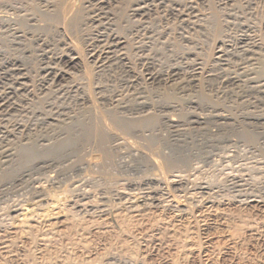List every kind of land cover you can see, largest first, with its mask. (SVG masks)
<instances>
[{
    "label": "rangeland",
    "instance_id": "rangeland-1",
    "mask_svg": "<svg viewBox=\"0 0 264 264\" xmlns=\"http://www.w3.org/2000/svg\"><path fill=\"white\" fill-rule=\"evenodd\" d=\"M147 1L146 12L141 16L132 14L128 0L85 6V13L90 16L93 12L101 15V26L106 33L121 32V37L123 35L128 42L123 50L111 54L110 61L101 68L89 65L93 72L90 81L81 70L72 71V78L61 84H53L44 76L42 71L54 65L51 58L64 50L58 37L43 40L45 36L40 39L31 33L32 36L18 41L0 29V68L7 57L19 56L30 76V82L26 83L30 86L29 92L11 95L13 109L0 113V171L11 167L2 164L4 150L18 148V137L21 138L11 137V144L3 141L5 130L11 132L19 124L35 128L37 137H33L36 141L32 139L31 144L38 146V150L42 144H60L65 137L69 138L65 141L67 146L63 145V153L49 160H36L35 165L24 166L28 168L25 171L21 163L14 160L17 172L7 178L8 181L0 182V236L9 234L20 238L14 242L16 247L13 244L8 248L9 252L1 251L0 264L27 261L26 251L38 264H264V0H179L180 12L173 7L178 0ZM0 14L3 16V8ZM216 20L222 26H219L225 45L222 49L227 50L221 61L213 52L216 48L213 33L219 28ZM87 28L90 34L87 38H96L97 25L89 23ZM244 36L252 41L243 43ZM84 43L81 42L83 50ZM174 70L179 74L176 77ZM150 73L162 74V79L149 80ZM1 77L0 94L9 93L10 88H15L14 82ZM86 89L92 93L100 111L116 112L119 119L128 122L141 120V123L149 116L155 123L148 117L146 124L142 122V128L136 131L125 130L126 134L122 129L120 134L115 131L116 138H110L106 144L112 156L101 161L102 152L93 139L83 135V127L78 125L80 130L77 126L75 130H67L71 133L68 135L64 129L51 130L45 126L50 118H57L56 113L62 109L70 111V116H77L74 113L85 106L81 98ZM166 92H170V97L173 95L171 100L162 97ZM143 101L147 102V108L140 107ZM71 131L77 135L73 136ZM40 133L45 137L40 138ZM121 133L126 135L125 140ZM159 154L163 158L160 160L164 169L162 175L149 157L154 155L161 159ZM165 156L177 159V168L169 171L170 167L164 166ZM154 198L155 201H151ZM104 209L107 211L100 213ZM153 233L166 240L163 248L154 249L148 240ZM23 247L28 250L24 251ZM2 255L6 257L3 259Z\"/></svg>",
    "mask_w": 264,
    "mask_h": 264
},
{
    "label": "bare ground",
    "instance_id": "bare-ground-1",
    "mask_svg": "<svg viewBox=\"0 0 264 264\" xmlns=\"http://www.w3.org/2000/svg\"><path fill=\"white\" fill-rule=\"evenodd\" d=\"M116 1V0H115ZM130 1L129 5H130V8H131V12L134 16H137V15H142L143 13L146 12V9H147V6H148V1L147 0H128ZM163 1V0H162ZM176 0H174L173 2H175ZM179 1V0H178ZM183 1V0H182ZM219 1V0H218ZM224 1V0H223ZM233 1V0H232ZM107 2L109 3V0H0V8H3V16H1L0 14V29H4L6 30L5 32L9 34V36H11L14 40H18V41H22L24 38L27 37V35H31L34 34L33 36H35V34H37V36L42 39L41 37H43L45 40L46 37L47 38H56L58 37L60 40V44L64 46V50L62 51V53L58 54V55H54V57L51 58V60L53 61V67H50L47 68L42 71V72H45V75L44 76H47V78H49V81L52 82L53 84H61L62 82H64L66 79H69L70 77L72 78V71H75V70H81V71H84L85 72V76L88 77L89 81L91 80L92 76H93V72L91 70V68H89V65L93 64L94 66V69H95V66H97L96 68H101L104 64H106V62L110 59L109 56L111 54H114L116 53L117 51H121L125 48V46H128V42H127V39H125V37H121V32L118 33V31H113L111 33H106V31L103 29V27L101 26V21H102V18H101V15L100 14H96L95 12H93V15L90 16L89 14L85 13V9H87V7H85L86 5H89L88 7H92V6H98V5H105L107 4ZM120 2V1H119ZM122 3V2H121ZM173 4V3H171ZM180 1L179 2H175L173 4V7H175V10H177L178 12L179 11V8L181 9V5H180ZM185 4V3H184ZM196 4V3H195ZM231 4V3H230ZM153 5V4H152ZM197 5V4H196ZM125 6V5H124ZM158 6V5H157ZM169 6V4H168ZM172 6V5H171ZM185 6V5H183ZM233 6V5H232ZM41 7H44L46 8V10H43L41 9ZM166 7V6H165ZM172 7L173 11L174 8ZM194 7V6H193ZM233 8V7H232ZM126 9V8H125ZM185 9V8H184ZM90 11V9H88ZM109 10V9H108ZM94 11V10H93ZM111 11V10H110ZM189 11V10H188ZM193 11V10H191ZM102 13V12H101ZM182 13V12H181ZM196 13V12H194ZM184 14V13H183ZM190 14V13H189ZM192 14V13H191ZM197 14H195L196 16ZM178 16V15H177ZM213 16V15H212ZM215 16V15H214ZM211 17V16H210ZM182 18V17H181ZM197 18V17H196ZM209 18V17H208ZM214 18V17H213ZM206 19V18H205ZM203 19V20H205ZM218 19V18H216ZM127 20V19H126ZM239 20V19H238ZM144 21V20H143ZM174 21V20H173ZM198 21V20H197ZM207 21V20H206ZM210 21V19H209ZM208 21V23H209ZM213 21V20H212ZM217 21V20H216ZM219 21V20H218ZM218 27H222L221 25H219L220 22H218ZM231 21V20H230ZM184 22V21H183ZM191 22V21H190ZM200 22V21H199ZM211 22V21H210ZM226 22V21H225ZM236 22V21H235ZM89 23H93L95 24V26L97 25V34L94 33V35H96V38L94 39H88L89 38V29L87 28L88 24ZM145 23V22H144ZM179 23V22H178ZM177 23V24H178ZM207 23V24H208ZM214 23V21H213ZM215 23V24H217ZM118 24V23H116ZM132 24V23H131ZM168 24V23H167ZM166 24V25H167ZM176 24V23H175ZM205 24V23H204ZM212 24V23H211ZM210 24V27L212 28ZM213 25V26H216V25ZM239 24V23H238ZM246 24V23H245ZM172 25V24H171ZM198 25V24H197ZM224 25V24H223ZM121 26V24H120ZM119 26V27H120ZM204 26V25H203ZM206 26V25H205ZM243 26V25H242ZM118 27V26H117ZM133 27V26H132ZM142 27V26H141ZM177 27V26H176ZM196 27V26H195ZM216 28L214 29L215 32L213 33V37L215 38L213 42H215V51L213 50L214 52V56L221 61V58H223L225 56V51L222 49L225 45H224V41L222 40V34H220L219 30L221 28ZM224 27V26H223ZM170 28V27H169ZM168 28V29H169ZM214 28V27H213ZM228 28V27H227ZM95 29V28H94ZM93 29V30H94ZM208 29V27H207ZM236 28H234L235 30ZM240 29V28H239ZM250 29V28H249ZM104 30V31H103ZM170 30V29H169ZM174 30V29H173ZM184 30V28H183ZM186 30V29H185ZM189 30V29H188ZM213 30V29H212ZM192 31V30H191ZM203 31V30H202ZM222 31V30H220ZM224 31V30H223ZM168 32V31H167ZM188 32V31H187ZM186 32V33H187ZM205 32V31H203ZM213 32V31H212ZM32 33V34H31ZM93 33V32H92ZM91 33V34H92ZM176 33V32H175ZM200 33V32H199ZM222 33V32H221ZM5 34V33H4ZM143 34V33H142ZM157 34V33H156ZM182 34V33H181ZM188 34V33H187ZM195 34V33H194ZM212 34V33H211ZM145 35V34H144ZM168 35V34H167ZM171 35V34H170ZM169 35V36H170ZM193 35V34H192ZM215 35V36H214ZM248 35V34H247ZM8 36V37H9ZM167 36V37H169ZM172 36V35H171ZM170 36V37H171ZM177 36V35H176ZM182 36V35H181ZM212 36V35H211ZM262 36V35H261ZM10 37V38H11ZM37 37V38H38ZM88 37V38H87ZM132 37V36H131ZM36 38V39H37ZM50 38V39H51ZM172 38V37H171ZM207 38V37H206ZM262 38V37H261ZM27 39V38H26ZM32 39V37H31ZM34 39V38H33ZM49 39V40H50ZM186 39V38H185ZM30 40V39H29ZM28 40V41H29ZM56 40V39H55ZM166 40V39H165ZM164 40V41H165ZM172 40V39H170ZM197 40V39H196ZM208 40V39H207ZM58 42V40H56ZM155 41V40H154ZM176 41V40H174ZM187 41V40H186ZM210 41V40H209ZM208 41V42H209ZM249 41H252L249 40V37H246L244 36V38L242 39V42L243 43H246V42H249ZM263 41V40H262ZM36 42V41H35ZM43 42V41H42ZM44 42H47V41H44ZM52 42V41H51ZM55 42V41H54ZM56 42V43H57ZM81 42H85V50H83L82 46H81ZM194 42V41H193ZM11 43V42H10ZM15 43V41H14ZM20 43V42H19ZM28 43V42H26ZM37 43V42H36ZM189 43V42H188ZM262 43V42H261ZM17 44V43H16ZM24 46H25V42L23 43ZM59 44V43H58ZM82 44V45H84ZM180 44V43H179ZM22 45V43L19 44L18 47H20ZM42 45V44H40ZM46 45V43H45ZM166 45V44H165ZM181 45V44H180ZM189 45V44H187ZM259 45V44H258ZM28 46V45H27ZM53 46V45H52ZM132 46V44H131ZM198 46V45H197ZM202 46V45H201ZM261 46V44H260ZM49 47V46H48ZM242 47V46H241ZM258 47V46H257ZM38 48V47H37ZM47 48V47H46ZM155 48V47H152V49ZM181 48V47H180ZM194 48V47H192ZM191 48V49H192ZM225 48V47H224ZM227 48V47H226ZM252 48V47H251ZM50 49V48H49ZM49 49L47 50V52H49ZM133 49V48H132ZM157 49V48H156ZM213 49V48H212ZM33 50V49H32ZM210 50V49H208ZM44 51V50H43ZM146 51V50H145ZM156 51V50H155ZM170 51V50H169ZM174 51V50H173ZM171 50V52H173ZM196 51V50H195ZM250 51V50H249ZM61 52V51H60ZM134 52V51H133ZM138 52V51H137ZM240 52V51H239ZM238 52V53H239ZM257 52V50H256ZM255 52V53H256ZM124 53V51H123ZM200 53V52H199ZM231 53V52H230ZM261 53V52H260ZM53 54V53H52ZM51 54V55H52ZM210 54V53H209ZM236 54V53H235ZM34 55V54H33ZM211 55V54H210ZM258 55V54H257ZM36 56V55H34ZM46 56V54L44 55ZM50 56V54H49ZM165 56V55H164ZM167 56V55H166ZM204 56V55H203ZM206 56V55H205ZM213 56V57H214ZM237 56V55H236ZM170 57V56H169ZM177 57V56H176ZM210 57V56H209ZM208 57V58H209ZM212 57V55H211ZM233 57V56H232ZM254 57V56H253ZM38 58V57H37ZM41 58V57H40ZM48 58V57H47ZM126 58V57H125ZM25 59V58H24ZM31 59V58H30ZM187 59V58H186ZM216 59V60H217ZM252 59V58H251ZM258 59V58H257ZM50 61V60H49ZM48 61V62H49ZM51 61V62H52ZM110 61V60H109ZM131 61V60H129ZM227 61V60H226ZM35 62V61H34ZM207 62V61H206ZM244 62V61H243ZM262 63V62H261ZM264 63V62H263ZM142 64V63H141ZM145 64V63H144ZM239 64V63H238ZM241 64V62H240ZM154 65V63H153ZM226 65V64H225ZM237 65V64H236ZM34 66V65H33ZM128 66V65H127ZM134 66V65H133ZM170 66V65H169ZM181 66V65H180ZM183 66V65H182ZM202 66V65H201ZM204 66V65H203ZM207 66V65H206ZM110 67V66H109ZM164 67V66H163ZM229 67V66H228ZM104 68V67H103ZM137 68V67H136ZM153 68V67H152ZM151 68V69H152ZM218 68V67H217ZM36 69V68H35ZM155 69V68H154ZM202 69V68H201ZM213 69V68H212ZM136 70V69H135ZM167 70V69H166ZM225 70V68H224ZM94 71V70H93ZM231 71V70H230ZM178 71L175 72V70L172 72L174 73V77L178 76L179 74L177 73ZM35 73H37L35 71ZM133 73V72H132ZM171 73V74H172ZM210 73V72H209ZM242 73V72H241ZM191 74V73H190ZM212 74V73H211ZM237 74V72H236ZM81 75V74H80ZM136 75V74H135ZM258 75V74H257ZM0 76H2L5 80H11L13 83V86L12 88H10V92L9 93H1L0 94V113L2 112H6L5 110H11L13 109L11 106V98L10 96L11 95H16L17 93H28L29 92V85H27L26 83L27 82H30V76H29V71L27 69V65L24 64V62H22V58H20L19 56L18 57H14L12 56V58H8L6 59L4 65L0 68ZM74 76V75H73ZM162 74H158L156 75L155 74H148V79L149 80H152V81H158L160 79H162ZM215 76V75H214ZM256 76V75H255ZM1 77V78H2ZM42 77V76H41ZM229 77V76H228ZM240 77V75H239ZM80 78V77H79ZM84 78V77H83ZM146 78V77H145ZM36 79V77H35ZM73 79H75L73 77ZM171 79V78H170ZM202 79V78H201ZM254 79V78H253ZM252 79V80H253ZM80 80V79H79ZM84 80V79H83ZM136 80V79H134ZM173 80V79H172ZM171 80V81H172ZM250 80V79H249ZM38 81V80H37ZM71 81V80H70ZM95 81V80H94ZM203 81V80H202ZM87 82V81H86ZM174 82V81H173ZM176 82V81H175ZM174 82V83H175ZM77 83V82H76ZM88 83V82H87ZM90 83V82H89ZM92 83V82H91ZM156 83V82H155ZM185 83V82H184ZM188 83V82H187ZM85 84V83H84ZM99 84V83H98ZM141 84V83H140ZM177 84V83H176ZM204 84V83H203ZM239 84V83H238ZM34 85V84H33ZM77 85V84H76ZM88 85V84H87ZM174 85V84H173ZM181 85V84H180ZM5 86V85H4ZM29 86V87H28ZM96 86V85H95ZM135 86V85H134ZM202 86V85H200ZM253 86V85H252ZM93 87V86H92ZM104 87V86H103ZM148 87V86H147ZM177 87V86H176ZM261 87V86H260ZM7 88V87H6ZM89 88V87H88ZM190 89V88H189ZM89 90V89H88ZM88 90L86 89L83 93V97L81 99H83L84 103H85V106L83 107V110H79L80 112L78 113H74L75 115L77 116H70V111L67 112L66 109H62L61 111H58L56 113L55 116H57V118L55 117V119L53 118H50L49 121H47L45 118L44 119L47 121V124L45 126H49V128H58V129H64L66 130L65 133H67V130L70 131V129H73L77 126V129L80 130V127L78 128V125L83 127V130L81 131H84L85 134L83 133V135H85L87 138H91V140L93 139L94 142L97 144L98 148L100 149V151L102 152L99 157V159L102 161L104 159H107V157L109 158V156L111 155V153L109 151V149H107L106 147V144L108 143L109 139L114 137L116 135V132L119 133V130L122 129L124 132V134H126L127 132L126 131H136L135 129H139V128H142V122H144L145 120L147 121V119H149L147 117V119L143 120L141 123L140 121L139 122H136V121H126V120H123V119H119L116 112H110V113H107V112H103V111H100V107L98 106V104L96 105V100L94 99V97L92 96V93L91 92H88ZM167 90V89H166ZM177 90V89H176ZM193 90V89H192ZM201 90V89H200ZM94 91V90H92ZM149 91V90H148ZM147 91V92H148ZM153 91V90H152ZM165 92V90H163ZM163 91H161L163 93ZM185 91V90H184ZM36 92V91H35ZM54 92V91H53ZM98 92V91H97ZM109 92V91H108ZM141 92V91H140ZM154 92V91H153ZM74 93V92H73ZM114 93V92H113ZM137 93V92H136ZM167 93V92H166ZM165 93V94H166ZM173 93V92H172ZM171 93V95H172ZM35 94V93H34ZM52 94V93H50ZM109 94V93H108ZM128 94V93H126ZM162 95V97L164 96V99L168 100L170 99L171 97L173 98V95L170 97V92L169 94L167 93L166 95ZM49 95V93L47 94ZM185 95V94H184ZM205 95V94H204ZM71 96V95H70ZM15 97V96H14ZM103 97V96H102ZM111 97V96H110ZM143 97V96H142ZM191 97V96H190ZM263 97V96H262ZM161 98V97H160ZM171 98V99H172ZM177 99V96L175 97L174 96V99ZM179 98V97H178ZM258 98V97H257ZM108 99V98H107ZM145 99V98H144ZM164 99H162V101L166 102ZM170 99V100H171ZM175 99V100H176ZM186 99V98H184ZM208 99V98H206ZM117 100V99H116ZM154 100V99H153ZM161 99H159L160 101ZM179 100V99H178ZM177 100V102H178ZM190 100V99H189ZM147 101V100H146ZM152 101V100H151ZM156 101V100H155ZM194 101V100H193ZM204 101V100H203ZM32 102V101H31ZM34 102V101H33ZM117 102V101H116ZM134 103V102H133ZM167 103V102H166ZM18 104V103H17ZM30 104V103H29ZM140 104V103H139ZM153 104V103H152ZM168 104V103H167ZM121 105V104H120ZM127 105V104H126ZM163 105H165L163 103ZM170 105V104H169ZM181 105V104H180ZM258 105V103H257ZM67 106V105H66ZM102 106V105H101ZM114 106V105H113ZM124 106V105H123ZM152 106V105H151ZM157 106V105H156ZM161 106V104H160ZM168 106V105H167ZM20 107V106H19ZM99 107V108H98ZM104 107V105H103ZM119 107V106H118ZM140 107L142 108H147L148 105H147V102H144L140 104ZM169 107V106H168ZM177 107V106H175ZM180 107V106H179ZM17 108V107H16ZM116 108V107H115ZM135 108V107H134ZM133 108V109H134ZM182 108V107H180ZM200 108V107H199ZM44 109V108H43ZM103 109V108H101ZM24 110V109H23ZM105 110V109H104ZM175 110V109H174ZM30 111V110H29ZM49 111V109H48ZM114 111V110H113ZM53 112V111H52ZM172 112V111H171ZM177 112V111H176ZM179 112V111H178ZM184 112V111H183ZM190 112V111H189ZM23 113V112H22ZM70 113V114H69ZM200 113V112H199ZM210 113V112H209ZM45 114V113H44ZM73 114V113H72ZM180 114V113H179ZM202 114V113H201ZM222 114V113H221ZM32 115V114H31ZM162 115V113H161ZM160 115V116H161ZM165 115V114H164ZM178 115V114H177ZM220 115V114H219ZM226 115V114H225ZM22 116V115H21ZM46 116V115H45ZM50 116V115H49ZM54 116V115H53ZM125 116V115H124ZM144 116V115H143ZM180 116V115H179ZM182 116V115H181ZM214 116V115H213ZM122 117V116H121ZM137 117V116H136ZM162 117V116H161ZM13 118V117H12ZM20 118V117H19ZM132 118V116H131ZM134 118V117H133ZM7 119V118H6ZM151 119V118H150ZM27 120V119H26ZM155 120V119H154ZM37 121V120H36ZM45 121V122H46ZM110 121V122H109ZM138 121V120H137ZM153 121L152 119L150 120V122ZM173 121V120H171ZM31 122V121H30ZM44 122V121H43ZM164 122V121H163ZM189 122V121H188ZM145 123V122H144ZM153 123H155L153 121ZM37 124V122H36ZM141 124V125H140ZM146 124V123H145ZM144 124V125H145ZM147 124H149L147 122ZM172 124V123H171ZM151 125V123H150ZM177 125V124H176ZM11 126V125H10ZM160 126V125H159ZM33 127V126H32ZM35 127V126H34ZM33 127V128H34ZM37 127V126H36ZM145 127V126H144ZM150 127V126H149ZM152 127V126H151ZM156 127V126H155ZM6 128V127H5ZM39 128V127H38ZM44 128V126L42 127ZM146 128V127H145ZM158 128V127H157ZM4 129V128H3ZM7 129V128H6ZM13 129V128H12ZM57 129V130H58ZM2 130V129H1ZM45 130V129H44ZM52 130V129H51ZM75 130V129H73ZM126 130V131H125ZM144 130V129H143ZM8 131V132H6ZM37 130L34 128L32 129L31 126H23V125H17L14 127V130H12L11 132L9 130H5V137H3L4 139H2L3 141H6V142H10V138L11 137H15V135L18 136H21V138L18 137V139H20V142H19V145L18 148H7L6 150H4V153H3V159H4V162L2 164L6 165L9 164L11 167V169L5 167V169H1L2 171H0V182H3L4 180H6L7 178H10L11 176L15 175L14 173H16V166H15V163L17 162H20L21 164H19L20 166L22 165V167L24 166H27L29 167V165H32L34 164V162H37L36 160H42V159H50V157H56L58 154H60V152H62V148H63V145H65V141H66V137H65V140H64V143H61L60 144L57 142V144L55 143L54 145L53 144H50L49 145H44L42 144V147H39L41 148L40 150H38V144L36 145L37 147H34L32 144H31V141L33 139L34 136H36L37 134H35ZM48 131V129H47ZM68 131V132H69ZM80 131V132H81ZM116 131V132H115ZM4 132V131H3ZM72 132V131H71ZM126 132V133H125ZM181 132V131H180ZM70 133V132H69ZM69 133H67L69 135ZM72 132V135H77L76 133ZM117 133V134H118ZM123 133H121V135H123ZM155 133V132H154ZM252 133V132H251ZM42 135V133H40ZM39 134V135H40ZM48 134V132H47ZM71 134V133H70ZM120 134V133H119ZM153 134V133H152ZM157 134V133H156ZM247 134V133H246ZM129 135V134H128ZM132 135V134H131ZM162 135V134H160ZM44 135L40 136V138L42 137L43 138ZM47 136V135H46ZM81 136V135H80ZM79 136V137H80ZM125 136V137H124ZM140 136V135H139ZM145 136V134L143 135ZM37 137V136H36ZM45 137V136H44ZM49 137V136H48ZM63 137V136H62ZM76 137V136H75ZM78 137V136H77ZM85 137V138H86ZM16 138V137H15ZM54 138V137H53ZM70 140H72V136H70ZM116 138V136L114 137ZM126 138V135H123V140H125ZM128 138V137H127ZM131 138V137H129ZM132 138H135V135H133ZM131 138V139H132ZM160 138V137H159ZM162 138V136H161ZM251 138V137H250ZM1 139V138H0ZM12 139V138H11ZM69 139V138H68ZM67 139V140H68ZM75 139V138H74ZM77 139V138H76ZM130 139V140H131ZM139 139V138H137ZM142 139V138H141ZM156 139V138H155ZM35 140V138L33 139ZM43 140V139H42ZM45 140V139H44ZM49 140V139H47ZM46 140V142H47ZM51 140V139H50ZM69 140V141H70ZM88 140V139H87ZM128 140V139H127ZM143 140V139H142ZM149 140V139H147ZM147 140H145V142L148 144ZM12 141V140H11ZM36 141V140H35ZM38 141V140H37ZM75 141V140H74ZM90 141V140H89ZM132 141V140H131ZM134 141V140H133ZM132 141V142H133ZM138 141V140H137ZM154 141V140H153ZM1 142V141H0ZM30 142V143H29ZM53 142V141H52ZM68 142V141H67ZM88 142V141H87ZM91 142V141H90ZM93 142V141H92ZM127 143H131L129 141H126ZM143 142V141H141ZM145 142H143L144 144H146ZM8 143V144H9ZM15 143V142H14ZM31 144L34 148H37V150H32L34 149L33 147H31ZM37 143V142H36ZM42 143V142H41ZM111 143H112V139H111ZM123 143V142H122ZM138 145H140L139 142H137ZM161 143V142H160ZM9 144V145H10ZM86 144V143H85ZM84 144V145H85ZM133 144V143H131ZM136 143H134L135 145ZM146 144V145H147ZM156 144V143H155ZM87 145V144H86ZM85 145V146H86ZM111 145V144H110ZM117 145V143H116ZM124 145V144H123ZM133 145V146H134ZM145 145V147H147ZM159 145V144H158ZM169 145V144H168ZM4 146V145H3ZM16 146V147H17ZM67 146V145H65ZM65 146H64V149H65ZM84 146V147H85ZM91 146V145H90ZM128 146H130L128 144ZM134 149H136V147H133ZM160 146V145H159ZM9 147V146H7ZM32 148L29 150V148ZM87 147V146H86ZM96 147V146H95ZM111 147V146H110ZM168 147V146H167ZM173 147V146H172ZM121 148V147H120ZM125 148V147H124ZM141 148V147H140ZM148 148V147H147ZM164 148V147H162ZM139 149V147H138ZM153 149V148H152ZM95 150V149H94ZM98 150V149H97ZM121 150V149H120ZM119 150V151H120ZM129 150V149H128ZM147 150V149H146ZM2 152V151H1ZM99 152V151H98ZM97 152V154H98ZM150 152V151H149ZM160 152V151H159ZM162 152V151H161ZM166 152V151H165ZM39 153V155H37ZM63 153V152H62ZM114 153V152H113ZM179 153V152H178ZM149 154V153H147ZM150 154H152L150 152ZM175 154V153H174ZM2 155V154H1ZM62 155V154H61ZM94 155V154H93ZM156 155V154H155ZM165 155V154H164ZM168 155H171L170 153ZM39 156H41L39 158ZM97 156V155H96ZM112 156V155H111ZM110 156V157H111ZM159 156L161 157V159L158 158V156H154V155H149L150 159H151V162H153V164L155 165V167L158 169H156L157 171L160 172V174L162 175V156L159 154ZM38 157V158H37ZM164 157V156H163ZM166 157V156H165ZM198 157V156H197ZM84 158V157H83ZM88 158V157H87ZM167 158V157H166ZM171 158V157H170ZM167 158L166 159V163L164 166H168L169 168V171L170 169L173 167H176L177 165V162L178 160L175 159L173 160L172 158ZM52 159V158H51ZM54 159V158H53ZM52 159V160H53ZM110 159V158H109ZM15 161V163L13 164V161ZM97 160V159H96ZM108 160V159H107ZM161 160V161H160ZM81 161V160H80ZM84 161V160H83ZM82 161V162H83ZM99 161V163L101 162ZM150 161V160H149ZM165 161V159L163 160ZM191 162V161H190ZM18 164V163H17ZM43 164V163H42ZM94 164V163H93ZM167 164V165H166ZM35 165V164H34ZM114 165V164H113ZM145 165V164H144ZM146 166V165H145ZM178 166V165H177ZM19 167V166H17ZM21 167V169H22ZM27 167H24L23 170L26 168L28 169ZM44 167V166H43ZM92 167V166H91ZM1 168V166H0ZM20 168V167H19ZM96 168V167H95ZM164 168V167H163ZM166 168V169H168ZM177 168V167H176ZM52 169V168H51ZM106 169V168H105ZM20 171V169H18ZM89 170V169H88ZM108 170V169H107ZM111 170V168H110ZM16 171V172H15ZM25 171V170H24ZM46 171V170H45ZM179 171V170H178ZM109 172V171H108ZM166 172V171H165ZM19 173V172H18ZM22 173V171H21ZM29 173V172H28ZM31 173V172H30ZM56 173V172H55ZM90 173V172H89ZM152 173V172H151ZM150 173V174H151ZM112 174V173H111ZM159 174V175H160ZM25 175V174H24ZM167 175V174H166ZM22 176V175H21ZM38 176V175H37ZM235 176V175H234ZM19 177V175H18ZM42 177V176H41ZM88 177V176H87ZM101 177V176H100ZM114 177V176H113ZM146 177V176H145ZM160 177V176H159ZM12 178V177H11ZM44 178V177H43ZM52 178V177H51ZM110 178V177H109ZM153 178V177H152ZM166 178V177H165ZM240 178V177H239ZM20 179V178H19ZM86 179V178H85ZM243 179V178H242ZM26 180V179H25ZM45 180V179H44ZM91 180V179H90ZM96 180V179H95ZM8 181V179H7ZM161 181V179L159 180ZM236 181V180H235ZM252 181V180H251ZM15 182V181H14ZM31 182V181H30ZM29 182V183H30ZM43 182V181H42ZM80 182V181H79ZM126 182V181H125ZM253 182V181H252ZM46 183V182H45ZM49 183V182H48ZM166 183V182H165ZM182 183V182H181ZM246 183V182H245ZM5 184V183H4ZM83 184V183H82ZM87 184V183H86ZM92 184H95V183H92ZM113 184V183H112ZM235 184V183H234ZM10 185V184H9ZM60 185V184H59ZM98 185V184H97ZM240 185V184H239ZM253 185V184H252ZM255 185V184H254ZM13 186V185H12ZM16 186V185H15ZM46 186V185H45ZM79 186V185H78ZM99 186V185H98ZM157 186V185H155ZM38 187V186H37ZM77 187V186H76ZM83 187V186H82ZM139 187V186H138ZM151 187V186H150ZM154 187V186H153ZM162 187V186H161ZM169 187V186H168ZM202 187V186H201ZM204 187V186H203ZM251 187V186H250ZM5 188V187H4ZM78 188V187H77ZM103 188V187H102ZM183 188V187H182ZM43 189V188H42ZM69 189V188H67ZM92 189V188H91ZM90 189V190H91ZM107 189V188H106ZM141 189V188H140ZM139 189V190H140ZM150 189V188H149ZM244 189V188H243ZM242 189V190H243ZM89 190V191H90ZM147 190V189H146ZM201 190V189H200ZM241 190V191H242ZM39 191V190H38ZM44 191V190H43ZM42 191V192H43ZM51 191V190H50ZM63 191V190H62ZM74 191V190H73ZM79 191V190H78ZM86 191V190H85ZM92 191V190H91ZM103 191V190H102ZM108 191V190H107ZM55 192V191H53ZM149 192V191H148ZM186 192V191H185ZM214 192V191H213ZM45 193V192H44ZM84 193V192H83ZM91 193V192H90ZM95 193V191H94ZM107 193V192H106ZM126 193V192H125ZM136 193V192H135ZM192 193V192H191ZM34 194V193H33ZM53 194V193H52ZM56 194V192H55ZM70 194V193H69ZM116 194V193H114ZM164 194V192H163ZM162 194V195H163ZM211 194V193H210ZM243 194V193H242ZM40 195V194H39ZM44 195V194H43ZM184 195V193H183ZM194 195V194H193ZM236 195V194H235ZM241 195V194H240ZM46 196V195H45ZM48 196V195H47ZM53 196V195H52ZM83 196V195H82ZM94 196V195H93ZM134 196V195H133ZM166 196V195H164ZM199 196V195H198ZM201 196V195H200ZM204 196V195H203ZM202 196V197H203ZM208 196V195H207ZM238 196V195H236ZM246 196V195H245ZM39 197V196H38ZM110 197V196H109ZM118 197V196H117ZM120 197V196H119ZM193 197V196H192ZM195 197V196H194ZM234 197V196H233ZM33 198V197H32ZM42 198V197H41ZM82 198V197H81ZM165 198V197H164ZM40 199V198H39ZM55 199V198H53ZM61 199V198H60ZM59 199V200H60ZM127 199V198H126ZM132 199V198H131ZM146 199V198H145ZM152 199V198H151ZM156 199H158L156 197ZM199 199V198H198ZM209 199V198H208ZM216 199V198H215ZM261 199V198H259ZM48 200V199H47ZM79 200V199H78ZM128 200V199H127ZM161 200V199H160ZM192 200V199H191ZM230 200V199H229ZM241 200V199H240ZM248 200V199H247ZM75 201V199H74ZM90 201V200H89ZM92 201V200H91ZM94 201V200H93ZM97 201V200H96ZM148 201V200H147ZM151 201H155V198L154 200H151ZM159 201V200H158ZM202 201V200H201ZM259 201V200H258ZM70 202V201H69ZM105 202V201H104ZM160 202V201H159ZM243 202V201H242ZM38 203V202H37ZM60 203V202H59ZM75 203V202H74ZM113 203V202H112ZM156 203V202H155ZM163 203V201H162ZM240 203V202H239ZM91 204V203H90ZM120 204V203H119ZM123 204V203H122ZM169 204V203H168ZM89 205V204H87ZM104 205V204H103ZM151 205V204H150ZM259 205V204H258ZM72 206V205H71ZM98 206V205H97ZM101 206V205H100ZM161 206V205H160ZM198 206V205H197ZM236 206V205H235ZM257 206V204H256ZM47 207V206H46ZM115 207V206H114ZM138 207V206H137ZM166 207V206H165ZM53 208V207H52ZM101 208V207H100ZM110 208V207H109ZM195 208V207H194ZM250 208V207H249ZM17 209V208H16ZM50 209V208H49ZM61 209V208H60ZM84 209V208H83ZM98 209V208H97ZM103 209V207L101 208ZM114 209V208H113ZM136 209V208H135ZM134 209V210H135ZM191 209V208H190ZM215 209V208H214ZM68 209H66L67 211ZM81 210V209H80ZM86 210V209H85ZM92 210V209H91ZM252 210V209H251ZM82 211V210H81ZM107 211V210H106ZM105 209L100 212V213H104L106 212ZM54 212V211H53ZM69 212V211H68ZM165 212V211H164ZM8 213V212H7ZM121 213V212H120ZM123 213V212H122ZM48 214V213H47ZM70 214V213H69ZM117 214V213H116ZM119 214V213H118ZM45 215V214H44ZM59 215V214H58ZM75 215V214H74ZM89 215V214H88ZM87 215V216H88ZM122 215V214H121ZM156 215V214H155ZM210 215V214H209ZM11 216V215H10ZM13 216V215H12ZM79 216V215H78ZM86 216V217H87ZM94 216V215H93ZM92 216V217H93ZM99 216V215H98ZM141 216V215H140ZM75 217V216H74ZM115 217V216H114ZM119 217H120V214H119ZM132 217V216H131ZM146 217V216H145ZM144 217V218H145ZM12 218V217H11ZM50 218V217H49ZM110 218V217H109ZM46 219V218H45ZM83 219V218H82ZM103 219V218H102ZM116 219V218H115ZM125 219V218H124ZM51 220V219H50ZM86 220V219H85ZM97 220V219H96ZM143 220V219H142ZM145 220V219H144ZM8 221V220H7ZM52 221V220H51ZM147 221V220H146ZM213 221V220H212ZM216 221V220H215ZM1 222V221H0ZM36 222V221H35ZM107 222V221H106ZM156 222V221H155ZM65 223V222H64ZM63 223V224H64ZM96 223V222H95ZM103 223V222H102ZM123 223V222H122ZM154 223V222H152ZM4 224V223H3ZM148 224V222H147ZM204 224V223H203ZM62 225V224H61ZM75 225V224H74ZM78 225V224H77ZM106 225V224H104ZM139 225V224H138ZM11 226V224H10ZM41 226V225H40ZM55 226V225H54ZM59 225H57L58 227ZM87 226V225H86ZM90 226V225H89ZM30 227V226H29ZM28 227V228H29ZM65 227V226H64ZM74 227V226H73ZM101 227V226H100ZM255 227V226H254ZM257 227V226H256ZM260 227V226H259ZM40 227L38 226V229ZM42 228V227H41ZM156 228V227H155ZM159 228V227H158ZM252 228V227H251ZM31 229V227H30ZM53 229V228H52ZM149 229V228H148ZM58 230V229H57ZM84 230V229H83ZM262 230V229H261ZM23 232V231H21ZM132 232V231H131ZM147 232V231H146ZM165 232V231H164ZM35 233V232H34ZM42 233V231H41ZM152 233V232H151ZM150 233V234H151ZM7 234V233H6ZM14 234V233H13ZM17 235V233H15ZM32 234V232H31ZM30 234V237L31 236H34V235H31ZM51 234V233H50ZM49 234V235H50ZM130 234V233H129ZM165 234V233H163ZM2 235V234H1ZM47 235V233H46ZM64 236V234H63ZM17 237V236H16ZM16 237L14 235H2L0 236V253L1 251L3 252V250H5V252H9L11 249H9L8 251V248H10L13 244L17 243L15 241H18L20 238L18 236V240L16 239ZM38 237V236H37ZM58 237V236H57ZM176 237V236H175ZM255 237V236H254ZM261 237V236H260ZM53 238V237H52ZM141 238V237H140ZM150 238V239H149ZM148 238V240H150L152 246L154 247V249L156 248H161L162 246H164L166 244V240L164 238H162L160 236V234H152L150 237ZM33 239V238H32ZM42 239V238H41ZM44 239V238H43ZM48 239V238H47ZM260 239V238H258ZM31 240V239H30ZM20 241V240H19ZM34 241H36L34 239ZM44 241V240H43ZM51 241V240H50ZM53 241V240H52ZM15 242V243H14ZM138 242V241H137ZM21 243V242H19ZM25 243V242H24ZM58 243V242H57ZM48 244V243H47ZM46 244V245H47ZM53 244V243H52ZM64 244V243H62ZM22 245V244H21ZM168 245V244H167ZM23 246V245H22ZM55 246V245H54ZM60 246V245H59ZM169 246V245H168ZM16 247V244L15 246ZM49 247V246H47ZM65 247V246H64ZM172 247V246H171ZM22 248V247H21ZM25 249V247H23ZM55 248V247H54ZM150 248V247H149ZM163 248V247H162ZM19 249V248H18ZM23 249V250H24ZM157 249V250H159ZM201 249V248H200ZM20 250V249H19ZM18 250V252H19ZM22 251V253H24ZM28 249H25L24 251H26ZM41 250V249H40ZM39 250V251H40ZM47 250V249H46ZM50 250V249H49ZM152 250V249H151ZM167 250V249H166ZM43 251V250H42ZM161 251V250H160ZM14 252V250H12L11 254ZM28 255H25L27 256V261H18L17 259V263L16 264H38L36 260H34L33 258H31V255H29V251H26ZM21 253V252H19ZM42 253V252H41ZM47 253V252H46ZM2 254V253H1ZM0 254V255H1ZM16 255V253H14ZM31 254V253H30ZM53 254V253H52ZM19 255V254H17ZM23 255V254H22ZM6 257V255H4ZM4 256L2 255L3 259H4ZM11 255H8L7 257H9ZM149 256V255H148ZM12 257V256H11ZM36 257V256H35ZM55 257V256H54ZM1 258V257H0ZM18 258L21 259V256ZM26 258V257H25ZM42 258V257H41ZM143 258V257H142ZM2 259V258H1ZM10 260H14V259H11L9 258ZM7 260V259H6ZM5 260V261H6ZM22 260V259H21ZM24 260V259H23ZM26 260V259H25ZM46 260V259H45ZM44 260V261H45ZM56 260V259H55ZM141 260V259H140ZM9 261V260H8ZM39 261V260H38ZM52 261V260H51ZM54 261V259H53ZM63 261V260H62ZM144 261V260H143ZM7 262V261H6ZM4 262V263H6ZM11 262V261H10ZM47 262V261H45ZM142 262V261H141ZM2 263V262H1ZM12 263V262H11ZM65 263V262H64ZM140 263V262H139ZM3 264V263H2ZM7 264V263H6ZM15 264V263H14ZM68 264V263H66ZM75 264V263H74ZM143 264V263H142ZM149 264V263H148Z\"/></svg>",
    "mask_w": 264,
    "mask_h": 264
}]
</instances>
